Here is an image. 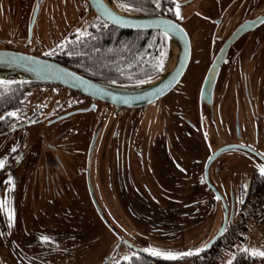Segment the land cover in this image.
I'll use <instances>...</instances> for the list:
<instances>
[{
    "label": "rangeland",
    "instance_id": "obj_1",
    "mask_svg": "<svg viewBox=\"0 0 264 264\" xmlns=\"http://www.w3.org/2000/svg\"><path fill=\"white\" fill-rule=\"evenodd\" d=\"M37 1L0 0V47L5 45V41L10 42L9 46L17 47L27 38V28ZM234 9L230 0H194L179 7L178 17L174 6L175 17L191 40L188 66L163 103L167 111L164 114L165 127L171 129L176 166L159 161L160 169L165 171L163 174L160 169H151L150 164V173L145 172L144 175L154 173L155 178L145 179L143 175L139 178V166L148 161L144 159V145L139 144L140 139L134 142L132 137L137 125L149 128L151 118H146L145 114L140 118L135 109L126 110L119 125L116 149L111 155L112 167L108 166V159L106 167L97 161L102 148L98 139L90 171L94 196L107 222L88 199L78 165L71 166L66 161L75 155L71 145L63 144L68 140L69 131L56 140L53 137V133L72 128L74 123H79L91 113H75L48 125L37 122L0 135V160H4L13 149L17 151L13 166L0 175V201H6L3 209L7 218V225H0V264H76L75 257L81 259L78 264H110L137 253L136 248L185 253L195 252L203 245L207 230L220 219V202L214 199L209 209L206 197L209 193L198 185L200 177L189 175L183 168L188 166L185 165L187 161H179L175 150L179 144L186 150L187 144L191 148L196 139L191 91L199 82L205 55L214 44L212 38L223 33L224 23ZM217 16L222 17L216 27L209 22ZM91 18V12H82L72 2L39 0L28 51L37 55L59 44L70 32L83 33ZM169 51L163 72L167 60L172 57ZM61 94L60 86L43 85L31 88L29 102H43V107L47 108L54 99L62 97ZM151 108L149 113H152ZM155 127L158 128L154 124L153 130ZM186 127L191 128L193 133L189 142L182 136L187 132ZM75 128L78 131V127ZM157 141L158 137H155L153 142ZM207 141L211 142L210 136H207ZM232 141L235 142L222 137L213 141L211 147ZM53 143L54 147L58 144L65 149L57 150L60 165L56 167L48 166L42 156ZM154 148L162 149L157 143ZM108 158L110 160V154ZM244 169L238 165L233 170V179L236 180L238 173ZM47 172L53 175L47 176ZM75 192L76 196L71 198ZM72 202L74 207L70 206ZM57 203L59 205L55 206ZM67 204L71 210L58 207H66ZM245 205L236 206L234 218L244 212ZM42 237H48V240ZM243 244L235 243L228 252L222 251L223 262L231 259L235 247L249 250L243 251L244 264L249 263L247 258L253 255V251H264V243L257 238L247 246ZM253 256L254 261L259 262V256Z\"/></svg>",
    "mask_w": 264,
    "mask_h": 264
},
{
    "label": "flooded vegetation",
    "instance_id": "obj_2",
    "mask_svg": "<svg viewBox=\"0 0 264 264\" xmlns=\"http://www.w3.org/2000/svg\"><path fill=\"white\" fill-rule=\"evenodd\" d=\"M62 1L77 4L82 12H91L92 18L88 23L87 29L83 33L70 32L59 44L45 52L42 51L37 54L58 62L66 61L67 58H72L75 54L82 55L85 51L76 53L74 52L76 50L75 47L78 45L80 50L81 48H86L83 44L89 40H94L97 35L101 36L104 33L101 31L104 25L110 26L94 14L87 0ZM193 1L194 0H160L159 7H157V5L150 0L148 5L153 12L165 14L178 23H181L175 17L174 6L177 4H179V7L184 6ZM230 4L233 8L235 7L234 13H232V16L225 21L223 33L215 34L212 38L214 44L212 47L208 48V54L205 55L204 61L205 59L206 61L199 82L191 91V113L196 119V127L194 131L196 138L194 139L195 142L193 141L191 143L192 146L190 148L189 144L184 140L188 149L186 150L185 148H182L179 144L175 151L177 152L176 154L179 161H187L185 165L188 164V166H184L183 168L187 169L189 175L192 174L194 177H200L198 185L205 188L209 193V195L206 196L208 198L209 209L211 208L214 199H216L209 187L212 186L223 197L227 206H229L231 202L233 203V218L236 206H244L248 198L253 194L261 195L262 206L264 208V193H250V186L255 178L264 182V174H261L260 172L261 166H264V22H262L264 21V0H230ZM221 17L222 16L211 18L209 23L217 27L221 23ZM126 32L140 33V31ZM27 35V38L23 39L17 47H11L9 46L10 42L5 41V45L0 48L32 53L28 51L31 34L29 36L27 33ZM70 41L71 43H69ZM189 44L190 60V39ZM93 49H96V47ZM88 50L92 49L88 48ZM219 52H221V55L212 79L210 100L209 102H207L205 98L199 100L198 95L201 83L214 56ZM71 66L74 67V65ZM95 75L96 74H93L92 76ZM178 82L176 84H178ZM49 84L53 83L35 81H30L28 83L25 100L16 107H11L10 109L1 112L0 115H6L9 112H16L19 119L16 117H9L4 121H0V135L7 134L15 129L25 128L29 124L37 122H42L48 125L60 119L70 117L75 113H91L79 123H74V125L78 127V131L73 125L70 129H61L60 131L53 133V137L55 138L54 140H56L59 136L64 135L66 131H69L67 135L68 140L63 144L71 145L75 155L66 159V161L71 166L78 165V169L82 172L84 179L83 187L93 206L94 204L91 199L88 181L94 196L90 171L94 161L93 154L96 141L99 139L100 146L102 145V148L99 149L100 153L97 161L102 162V166L106 167V159H108V166L112 167L111 155L116 149L117 137L119 136V125L124 112L128 109H135L138 112V115H140V118L143 117V114H145L146 118H151L150 127L142 128V126L137 125L135 128V135L132 137L134 142H136L137 139H140L139 144L142 146L144 145V159L148 161V163L139 166V174L141 175L139 178H141L142 175L145 179H148L149 177L155 178L156 174L154 173L147 174L148 176H145L144 173L148 172L150 164L151 169H160L161 166H159V161H164L165 165L171 164L176 166L171 145V129L168 127L166 129L165 127L164 114H167V111L163 106L165 101L164 98L174 87L156 101L138 107L114 105L81 94L59 84L55 85L61 87L62 97L54 99L47 108L43 107V102L38 104L29 102V91L31 88H40L43 85ZM149 107H152V113L148 112ZM65 114L66 116L60 117ZM93 114L96 115L95 118L93 117ZM26 122L30 123L21 127H15ZM137 123L139 124V121H137ZM154 124H156L158 128L155 127L153 130ZM189 124H191V122H189ZM186 128L187 132L182 134V136L183 139L186 137V141L189 142L193 133L191 128ZM43 134L45 135L46 132L43 131ZM207 136L211 137L210 143L207 141ZM155 137H158L157 142H153ZM222 137L229 140H235V142H223L211 147L213 141H218L222 139ZM156 143L159 144L162 149L154 148ZM222 146L227 148L214 155L211 160L207 161L208 156L214 150ZM49 148L50 150H46L45 153H43V159L48 163V166H59L60 161L57 150L65 149L59 147L58 144L54 147V143L49 144ZM16 152L15 149V151L12 150L8 153L4 159L5 166L0 169V175L13 166V162L17 155ZM106 153H108V155H106ZM109 154L110 160L108 158ZM131 157L134 158L132 154ZM238 165L246 169L240 171L238 173L239 176L237 175L238 178L236 177V180H234L233 170H235ZM156 166L159 168H155ZM160 170L162 174L165 172L162 169ZM52 175L51 172H47V176L51 177ZM76 194V192L73 193L71 198H74V195L76 196ZM56 205H59V203L55 204V206ZM70 206L74 207L73 202L70 203ZM58 207L64 210H71V207H69L68 204L66 207ZM0 214L2 215L0 216V225H7V218L3 208L0 209Z\"/></svg>",
    "mask_w": 264,
    "mask_h": 264
},
{
    "label": "water",
    "instance_id": "obj_3",
    "mask_svg": "<svg viewBox=\"0 0 264 264\" xmlns=\"http://www.w3.org/2000/svg\"><path fill=\"white\" fill-rule=\"evenodd\" d=\"M87 1L96 16H98L107 25L118 28L120 30H156L164 34L166 27L174 24L175 28L169 30L168 37L166 38L167 51L169 49V39L173 41L174 46L177 50L176 59L171 70H169L167 73H163L162 68L161 73L155 79L141 85L126 87L106 84L90 79L77 72L76 70L48 57H43L40 55H35L19 50L0 48V69H4L9 74V76L5 77L0 76V80L35 81L59 84L74 91H77L81 94L90 96L92 98L124 107H138L141 105L148 104L150 102H154L161 96L165 95L169 90H171L183 75V72L188 64L190 57L189 38L183 26L174 19L165 15L130 14L118 11L117 9H115L110 0ZM108 1L109 4L107 3ZM38 2L39 0L36 2L33 13L30 18L28 28L29 36L31 34V28L35 20ZM107 9H110L113 13H115L117 18H122L119 24L112 23V18L107 15ZM220 55L221 52L217 53L214 56L212 62L210 63V66L199 89V100L203 98H205L207 102H209L210 100V89L212 79L219 63ZM64 116H66V114L60 117ZM28 123L30 122L19 124L15 127H21ZM226 148L227 147L222 146L214 150L208 156L207 161L211 160L214 155H216L220 151H223ZM88 187L94 207L105 222L106 218L101 212V209L93 196L89 181ZM209 187L213 192L214 197L220 202L221 217L217 224L215 226H212V228L204 238L203 245L199 248L203 250H206L213 243V241L221 234V232L223 231V229L225 228V226L230 221L233 215V203L231 202L229 206H227L223 197L212 186ZM115 235L119 237V234L116 232ZM136 251L137 253L147 255L151 258L155 257L151 253H148L147 251H144L140 248H136ZM191 252L194 251L191 250ZM157 258L161 260H168L162 257Z\"/></svg>",
    "mask_w": 264,
    "mask_h": 264
},
{
    "label": "trees",
    "instance_id": "obj_4",
    "mask_svg": "<svg viewBox=\"0 0 264 264\" xmlns=\"http://www.w3.org/2000/svg\"><path fill=\"white\" fill-rule=\"evenodd\" d=\"M110 1L115 9L124 13L165 15L153 12L148 5L150 0H134L131 4V8L134 10L131 11H125L120 7L119 0ZM101 31L104 32L101 36L97 35L94 40H89L83 44L86 48L80 50L78 45L75 47L74 52L76 53L85 51L82 55L75 54L72 58L69 57L66 61L60 63L90 79L111 85L137 86L158 77L162 71L167 51V42L163 33L156 30L140 31V33L126 32L106 25L103 26ZM95 47L96 49H93ZM88 48L92 50H88ZM161 62L162 67L158 68L157 66ZM71 65H74L75 68ZM92 73L96 75L92 76ZM2 81L3 85L0 86V114L6 109L16 107L25 100L26 90L30 82L20 80ZM251 192L264 193V182L255 178L250 186ZM0 216L2 215L0 214ZM204 252L202 250L198 254ZM128 257H132L131 262L119 259L110 264H150L151 260L158 259L156 256L151 258L141 253L130 254ZM233 257L235 258L233 259ZM244 258L243 248L235 247L230 259L232 264H244ZM254 260L253 255L247 258L249 263ZM258 260L262 262L263 257L259 256ZM228 262L223 264H228Z\"/></svg>",
    "mask_w": 264,
    "mask_h": 264
},
{
    "label": "built area",
    "instance_id": "obj_5",
    "mask_svg": "<svg viewBox=\"0 0 264 264\" xmlns=\"http://www.w3.org/2000/svg\"><path fill=\"white\" fill-rule=\"evenodd\" d=\"M255 238L264 243V208L260 194L251 195L246 202L244 212L229 221L204 253L189 256L186 259L187 263L219 264L221 251L237 242L247 246ZM150 264H179V262L154 259L150 261Z\"/></svg>",
    "mask_w": 264,
    "mask_h": 264
},
{
    "label": "snow or ice",
    "instance_id": "obj_6",
    "mask_svg": "<svg viewBox=\"0 0 264 264\" xmlns=\"http://www.w3.org/2000/svg\"><path fill=\"white\" fill-rule=\"evenodd\" d=\"M133 2H134V0H119V6L122 7L125 11H131V10H134V9L131 8V4ZM152 2L155 3L157 5V7H159L160 0H152ZM176 8H177L176 15L179 17V4L176 5ZM135 10H139V9H135ZM106 12H107V15L112 18V23L119 24L121 22L122 18H117L116 14L113 13L110 9H107ZM262 22H264V21H262ZM172 28H175L174 24L169 25V26L166 27V29L164 31L165 38L168 37L169 30H171ZM77 31L79 32V30H77ZM69 43H71V41ZM157 67L161 68L162 67V62ZM2 85H3V81H0V86H2ZM9 117H16L17 119H19V116H18V114L16 112H9L6 115H0V121H4L6 118H9ZM13 151H15V149H13ZM4 166H5V161L4 160H0V169L4 168ZM260 172H261V174H264V166H261ZM9 182L11 183V177H9ZM217 198H219V197H217ZM5 203H6V201H0V209H2L4 207ZM42 239L43 240H48V237H42ZM202 250L203 249H197L195 251V253L191 252V251L190 252H185V253H173L171 251H164V250H159V249H144V251H149L154 256L162 257V258L168 259V260L181 259V258H183L185 256L198 254ZM243 251L247 252L249 250L248 249H243ZM252 254L264 257V251H253ZM234 258L235 257H233V259ZM123 259L126 260V261H130L131 262L132 257L125 256ZM228 264H232V261L230 260L228 262Z\"/></svg>",
    "mask_w": 264,
    "mask_h": 264
},
{
    "label": "bare ground",
    "instance_id": "obj_7",
    "mask_svg": "<svg viewBox=\"0 0 264 264\" xmlns=\"http://www.w3.org/2000/svg\"><path fill=\"white\" fill-rule=\"evenodd\" d=\"M107 3L109 4V1ZM169 50H170L169 52L171 53L172 57L169 58V60H167V63L165 66V72L163 73H167L169 70H171L174 64V61L176 59V55H177L176 47L174 46V43L171 39H169ZM0 76L5 77V76H9V74L4 69H0Z\"/></svg>",
    "mask_w": 264,
    "mask_h": 264
},
{
    "label": "crops",
    "instance_id": "obj_8",
    "mask_svg": "<svg viewBox=\"0 0 264 264\" xmlns=\"http://www.w3.org/2000/svg\"><path fill=\"white\" fill-rule=\"evenodd\" d=\"M211 228H212V226L209 227V229L207 230V233L210 231ZM207 233H206V235H207ZM206 235H205V236H206ZM237 243H238V242H237ZM238 244H240V243H238ZM60 246H62V243H60ZM234 246H235V243H234L231 247H229L228 249L223 250V251H227V250L229 251V249H232ZM228 251H227V252H228ZM221 252H222V251H221ZM221 256H222V254H220L219 259H218V260H219V264H223V263H224L223 260H222V258H221ZM74 260L76 261V264H78V262H81V261H80L81 259H80V258H77V257H75ZM179 264H188V263H187V260H185V261H181V260H180V261H179ZM247 264H264V259H263L262 262H260V261H259V262H255V261H254V262H252V263H247Z\"/></svg>",
    "mask_w": 264,
    "mask_h": 264
}]
</instances>
